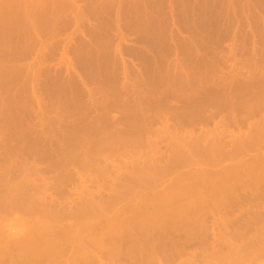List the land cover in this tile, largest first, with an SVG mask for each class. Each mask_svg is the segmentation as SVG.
<instances>
[{"label":"rangeland","instance_id":"obj_1","mask_svg":"<svg viewBox=\"0 0 264 264\" xmlns=\"http://www.w3.org/2000/svg\"><path fill=\"white\" fill-rule=\"evenodd\" d=\"M260 155L264 158V0H0V252L4 241L9 248L2 249L7 256H0V264H35L37 255L42 261L36 264H85L88 256L93 258L88 264H140L142 259L145 264L151 256L162 261L152 257L155 264H211L215 259L223 264V255L239 240L247 241L259 229L264 235ZM250 162L262 171L253 172L254 180L249 179ZM234 165L240 171L234 172ZM225 171H233V179L238 175L230 194L229 187L224 191ZM214 180L221 187L214 188ZM167 185L177 188V198ZM164 188L177 200L172 203L169 194L164 198L172 209L177 210L179 199L202 203L197 209L193 202L181 203L191 221L179 214L181 208L172 210L178 214L171 225V209L166 207L168 215L159 213L165 207L159 204L167 195L161 194ZM191 188L205 194L200 198ZM181 189L207 206L186 199ZM157 200L161 211L152 204ZM212 206L216 212L209 214ZM141 213L145 220L135 216ZM133 216L141 218L139 226L157 217L169 228L154 233L156 223H150L151 231L145 222L147 230L142 227L144 233L137 234L141 226L133 225ZM82 233L94 234L84 239ZM144 235L158 243L156 254ZM93 236L97 240H89ZM20 238L32 246L25 252H31L29 257L14 246ZM170 242L182 250H175L177 255L169 247L178 256L174 259ZM79 243L88 251H78ZM145 251L148 256L142 258Z\"/></svg>","mask_w":264,"mask_h":264},{"label":"bare ground","instance_id":"obj_2","mask_svg":"<svg viewBox=\"0 0 264 264\" xmlns=\"http://www.w3.org/2000/svg\"><path fill=\"white\" fill-rule=\"evenodd\" d=\"M194 149H195V148H194ZM195 150H196V149H195ZM209 150H210V149H209ZM190 152H191V151H190ZM242 152H243V151H242ZM185 153H186V152H185ZM194 153H195V152H194ZM207 153H208V152H207ZM235 153H236V152H235ZM239 153H240V152H239ZM182 154H183V153H182ZM182 154H181V155H182ZM187 154H188V151H187ZM196 154H197V153H196ZM203 154H204V153H203ZM230 154H231V153H230ZM184 155H185V154H184ZM197 156H199V155H197ZM221 156H222V155H221ZM221 156H220V157H221ZM237 156H238V155H237ZM188 157H189V156H188ZM201 157H202V156H201ZM220 157H219V158H220ZM261 157H262V155H260V158H261ZM221 158H223V157H221ZM229 158H230V157H229ZM256 158H257V157H256ZM180 159H181V157H180ZM232 159H233V158H232ZM250 159H251V158H250ZM257 159H258V158H257ZM257 159H256V160H257ZM261 159L264 160V158H261ZM177 160H179V158H178ZM189 160H190V159H189ZM254 160H255V158H254ZM263 160H262V161H263ZM180 161H181V160H180ZM180 161H179V162H180ZM233 161H234V160H233ZM249 161H250V160H249ZM251 162H252V161H251ZM251 162H250V163H251ZM253 162H254V161H253ZM181 163H182V162H181ZM190 163H191V162H190ZM239 163H240V162H239ZM242 163L245 164V162H241V164H242ZM247 163H248V162H247ZM256 163H257V161H256ZM252 164H253V163L250 164L251 167H254L255 165H252ZM248 165H249V164H248ZM250 165H249V166H250ZM244 166H245V165H244ZM230 167H232V166H230ZM230 167H229V168H230ZM235 167H240V166H239V165H238V166H237V165H236V166L234 165L231 169H233V171H234V170L236 169ZM251 167H248V169L250 168V170H251V169H252ZM256 167H257V166H256ZM256 167H254V168L252 169V170H254V171H252V170H251L252 172L250 171V174L252 173V175L250 176L249 179H251V180H254V178L257 177V176L253 177L254 175H256V174L253 173V172H256V171H257L256 173L259 172V170H257V169L255 170ZM261 167H264V166H261ZM170 168H171V167H170ZM170 168H169V169H170ZM224 168H225V167H224ZM229 168H227V169H229ZM234 168H235V169H234ZM243 168H244V167H243ZM166 169H167V168H166ZM202 169H203V168H202ZM225 169H226V168H225ZM231 169H230V171H231ZM237 169H238V171H240L239 168H237ZM237 169H236V170H237ZM260 169H261V168H260ZM197 171H199V170H197ZM200 171H201V170H200ZM209 171H210V170H209ZM217 171H218V170H217ZM226 171H228V172L230 173L229 170H226ZM226 171H225V172H226ZM233 171H232V174H235V173H233ZM242 171H243V170H242ZM242 171H241V172H242ZM246 171H247V169H246ZM201 172H202V171H201ZM234 172H235V171H234ZM244 172H245V171H243V173H244ZM248 172H249V170L247 171V174H248ZM198 173H199V172H198ZM221 173H222V172H221ZM229 173H228V174H229ZM236 173H237V172H236ZM238 173H240V172H238ZM238 173H237V174H238ZM259 173H262V171H260ZM263 173H264V171H263ZM185 174H186V173H185ZM225 174H226V175H225ZM225 174H224V177L226 176L227 178H226V177H225L226 179H225V178H222V180L225 179V180H223V182H225L224 184H226L227 186H225V185L223 184V182H222V187H223V185L225 186L224 191H227V189H228L227 187H229V189H228V193L230 194V193H231V192H229L230 187L233 188V187L236 186V182H235V181H236V179L238 178V175H237V176L235 175L236 179H235V178L233 179L234 176H232V174H231V175L229 174L232 178H231L229 175H227V172H226ZM240 174H241V173H240ZM244 174H245V173H244ZM250 174H248V175H250ZM253 174H254V175H253ZM191 175H192V174H191ZM200 175H201V174H200ZM242 175H243V174H241V175H239V176H242ZM257 175H258V174H257ZM260 175H261V174H260ZM260 175L258 176V179H260ZM198 176H199V175H198ZM208 176H209V175H208ZM245 176L247 177V175H245ZM245 176H244V177H245ZM209 177H210V176H209ZM217 177H219V175H218ZM244 177H243V178H244ZM248 177H249V176H248ZM252 177H253V178H252ZM182 178H183V177H182ZM200 178H201V177H200ZM202 178L205 179V177H202ZM229 178H230L231 180H230ZM240 178L243 179L242 177H240ZM179 179H180V178H179ZM215 179H216V178H215ZM258 179H257V180H258ZM185 180H186V179H185ZM210 180L212 181V178H211ZM219 180H220V179H219ZM234 180H235V181H234ZM257 180H255L254 182H256ZM179 181H180V180H179ZM193 181H194V179H193ZM214 181L216 182V184H215ZM214 181L211 182L212 184L210 183V184H211L210 187L212 188L213 192H214V188H216V186H218V181H216V180H214ZM231 181H233V182H231ZM246 181H247V179H246ZM246 181H245V182H246ZM258 181H259V180H258ZM261 181H262V180H261ZM197 182H198V181H197ZM197 182H196V183H197ZM219 182H220V181H219ZM227 182H228V184H231V185L228 186ZM234 182H235V185L233 184ZM237 182H238V181H237ZM177 183H178V182H177ZM192 183H193V182H192ZM194 183H195V182H194ZM204 183H206V182H204ZM204 183H203V184H204ZM208 183H209V182H208ZM208 183H207V184H208ZM213 183L215 184V187H214ZM220 183H221V182H220ZM259 183H260V182H259ZM174 184H175V183H174ZM174 184H173V185H174ZM183 184H184V183H183ZM240 184H241V183H240ZM240 184H239L238 186H240ZM173 185L170 186V187H173ZM178 185H179V184H178ZM212 185H213L214 188L212 187ZM252 185L254 186V183H253ZM255 185H256V184H255ZM259 185H260V184H258V186H259ZM153 186H154V185H153ZM195 186H196V185H195ZM197 186H198V185H197ZM260 186H261V185H260ZM167 187H168V185H167ZM167 187H166V188H167ZM170 187H168L167 189H169ZM185 187H186V186H185ZM204 187H205V186H204ZM210 187H209V186H206V190H207V188H210ZM218 187H221V185L218 186ZM218 187H217V188H218ZM245 187H247V186H245ZM251 187H252V186H251ZM263 187H264V186H263ZM166 188H164L163 190H161V194H163V193H164V194H167V195H164V194H163L164 196H161V200H162V201L164 200V198L168 197V194H169L170 191H175V190H176L175 195H174L173 197H175V196H176V193H178V192H177V188H175V187H173L175 190H172L173 188H172V189H169V190H168V191H169L168 193L166 192ZM192 188H193V187H192ZM192 188H191V189H192ZM211 188H210V190H211ZM217 188H216V189H217ZM226 188H227V189H226ZM185 189L190 190V186H189V188L186 187ZM233 189L235 190V188H233ZM233 189H232V190H233ZM236 189H237V188H236ZM238 189H240V188H238ZM256 189H257V187H256ZM164 190H165V191H164ZM181 190H183V189H181ZM181 190H180V191L178 190V191H179V195H178V197H179V196L182 197V196L185 195V197H186V199H187V198L191 195V194H190L189 196L187 195V193L189 192V191H187V190H183V191H184L183 193H185V191L187 192V193H185V194L183 195V194H181ZM201 190H202V189H201ZM201 190H199V191L202 192V191H204L205 189L202 190V191H201ZM212 190H211V191H212ZM243 190H244V189H243ZM258 190H259V188H258ZM162 191H163V192H162ZM190 191H191V190H190ZM192 191H193V189H192ZM196 191H197V190H196ZM196 191L194 190L193 192H195V195H196V196H198V195L200 194L199 196H200V198H201V195H202L204 192L199 193V191H197L198 194H196ZM207 191H209V190H207ZM211 191H210L209 193H211ZM241 191H242V190H241ZM254 191H255V190H254ZM152 192H153V191H152ZM165 192H166V193H165ZM193 192H192V193H193ZM213 192H212V193H213ZM221 192H222V191H221ZM234 192H235V191H234ZM239 192H240V190H239ZM242 192H243V191H242ZM153 193H154V192H153ZM159 193H160V192H159ZM170 193H172V192H170ZM189 193H191V192H189ZM189 193H188V194H189ZM206 193H207V192H206ZM209 193H207V194H209ZM228 193H227V194H228ZM251 193H252V192H251ZM257 193H258V192H257ZM161 194H160V195H161ZM173 194H174V193H172V195H173ZM204 194H205V193H204ZM214 194H215V193H214ZM222 194H223V193H222ZM229 194H228V196H229ZM239 194H240V193H239ZM246 194H247V193H246ZM249 194H250V193H249ZM249 194H248V195H249ZM262 194H263V193H262ZM153 195H154V194H153ZM169 195H170V196H169L168 198H170V201H171L172 203H174V201H177V200L175 199V198H177V196H176L175 198H173V197H171V194H169ZM195 195H194V197H191V196H190V197H191V198H194V200L196 199L195 202H196L197 205H198V203L203 202V201H204V202H207V201H205V200L203 199V197H205V196H202V199H203V200L199 202V200H197V199H199V198H198V197H195ZM217 195H218V194H217ZM244 195H245V194L243 193V196H244ZM260 195H261V194H260ZM156 196H157V195H156ZM192 196H193V195H192ZM207 196H208V195H207ZM209 196H210V195H209ZM230 196H231V195H230ZM238 196H239V195H238ZM238 196H237V197H238ZM243 196H242V197H243ZM162 197H163V198H162ZM222 197H223V195H222ZM222 197H221V198H222ZM234 197H235V196H234ZM239 197H240V196H239ZM249 197H250V196H249ZM159 198H160V196H159ZM168 198H167V199H168ZM171 198H173V200H171ZM182 198H183V200L185 199L184 197H182ZM191 198H188V199H190V201H191ZM221 198H220V199H221ZM230 198H231V197H230ZM230 198H229V199H230ZM247 198H248V197H246V199H247ZM167 199H165L166 201H163L164 203H161V202L159 203V204H160V207H161L162 204L165 205V207L162 205V208L164 207V209H165L166 207H168V206H166V205H169L171 202H170L169 204H166L165 202H167V201L169 200V199H168V200H167ZM178 199H179V198H178ZM212 199H213V197H212ZM239 199H240V198H239ZM241 199H244V198H241ZM259 199H260V198H259ZM263 199H264V198H263ZM142 200H143V199H142ZM154 200H155V199H154ZM179 200H181V202H179ZM179 200H178L179 203H178V202H177L178 204L176 203V205H177V206L179 205V206H178V207H177L176 205H175V206H176L177 210H178L179 208H181V209H179V210L182 211V214H181L179 211H178V212H179V214H180L181 216H184V213H185L186 211L184 212V209L182 210V207L185 206V204H184L183 202L185 201V202L187 203V201L189 202V200H187V201H186V200L182 201V199H179ZM223 200H224V199H223ZM244 200H245V199H244ZM260 200H261V199H260ZM148 201H149V200H148ZM158 201H159V200H157V202H156L155 204L152 203V204L154 205V209H155V210H157L156 208L159 206ZM226 201H227V200H226ZM228 201H229V200H228ZM230 201H232V200H230ZM235 201H236V199H235ZM239 201H240V200H239ZM247 201H248V199H247ZM247 201H246V202H247ZM252 201H253V200H252ZM252 201H250V202H252ZM261 201H264V200H261ZM144 202H145V201H144ZM168 202H169V201H168ZM191 202H193V203L191 204ZM191 202H189V203H190L191 205H193L194 208L196 207L195 209L199 208L198 206H200V205L202 204V203H201L200 205L196 206L195 203H194V201H191ZM204 202H203V203H204ZM237 202H238V201H237ZM253 202H254V201H253ZM255 202H257V201H255ZM139 203H140V202H139ZM146 203H147V202H146ZM146 203H145V204H146ZM150 203H151V202H150ZM181 203H183V204H182L183 206L181 205ZM189 203H188V204H189ZM208 203H209V202H208ZM208 203H207V204H208ZM211 203H212V202H211ZM227 203H228V202H227ZM227 203H226V204H227ZM244 203H245V202H244ZM145 204H144V205L142 204V205L145 207ZM188 204H186V206H187ZM204 204L206 205V203H204ZM220 204H221V203H220ZM241 204H242V203H241ZM248 204H249V203H248ZM138 205H139V204H138ZM140 205H141V204H140ZM140 205H139V206H140ZM153 205H152V206H153ZM155 205H158V206H155ZM172 205H173V204H172ZM191 205H189V208H190V207L192 208ZM205 205H203L202 207H205ZM210 205H211V204H210ZM212 205H213V204H212ZM218 205H219V204H218ZM227 205H228V204H227ZM250 205H251V204H250ZM253 205H254V203H253ZM152 206H151V207H152ZM186 206H185V207H186ZM206 206H207V205H206ZM213 206H214V205H213ZM213 206L211 207L212 212H211V213L209 212V214H212L213 211H215V209H213ZM215 206H216V205H215ZM221 206H226V205H223V203H222ZM245 206H246V204L244 205V207H245ZM247 206H249V205H247ZM247 206H246V207H247ZM257 206H259V205H257ZM89 207L95 208V207H93V206H89ZM140 207H142V206H140ZM144 207H143L142 209L146 210V209H147V206H146L145 208H144ZM172 207H174V205H173ZM172 207H171V205H170V207H168L169 209H171V210H169V211H170V214H171L170 216L168 215L169 213H167V212H168L167 208H166L165 210L163 209V210H164V211H163L162 208L160 209V208L158 207V209H160V211L162 210L161 212H159V210H158V212H159L160 214L163 212V214H164V215L161 214L162 216H165L166 213H167L168 217H169L171 220H169V218L166 219V220H169L168 223H170V225H171V224H174V222H176V218H177L176 214H178V213H176V214L174 213V211L177 212V210H176L175 208H173L174 211L172 212V210H173ZM187 207H188V206H187ZM219 207H220V206H219ZM227 207H228V206H227ZM232 207H233V205H232ZM246 207H245V208H246ZM132 208H133V207H132ZM132 208H131V209H132ZM134 208H135V207H134ZM134 208H133V210H134ZM189 208H188V209H189ZM207 208H208V207H207ZM214 208H215V207H214ZM230 208H231V207H230ZM230 208H229L228 210H230ZM95 209H96V208H95ZM149 209H152V208H150V205L148 206V209H147V210H149ZM201 209L204 210L203 208H201ZM217 209H218V208H217ZM225 209H226V208H225ZM231 209H232V208H231ZM263 209H264V208H263ZM263 209H262V211H263ZM93 210H94V209H93ZM135 210H136V208H135ZM135 210H134V211H135ZM144 210H143V211H144ZM185 210H186V208H185ZM191 210H192V209H191ZM193 210H194V209H193ZM193 210L191 211V213L193 212ZM209 210H210V207H209ZM240 210L242 211L243 209H240ZM248 210H249V209H248ZM250 210H252V209H250ZM81 211H82V210H81ZM85 211H88V209L85 210ZM90 211H91V210H90ZM97 211H98V210H97ZM134 211H133V212H134ZM140 211H141V210L139 209L138 212H140ZM149 211H152V210H149ZM149 211H148V213H149ZM165 211H167V212L165 213ZM198 211H199V209H198ZM198 211H197V212H198ZM210 211H211V210H210ZM217 211H218V210H217ZM221 211H223V209H222ZM253 211H254V210H253ZM255 211H256V210H255ZM260 211H261V210H260ZM91 212H92V211H91ZM93 212H94V211H93ZM93 212H92V214H93ZM136 212H137V210H136ZM153 212H154V211H153ZM188 212H189V213H188ZM188 212H187L186 214H187V215H190V211H188ZM215 212H216V211H215ZM246 212H247V209H246L245 213H246ZM79 213H80V212H79ZM79 213H78V214H79ZM81 213H82V212H81ZM86 213H88V212H86ZM86 213H85V214H86ZM96 213H97V212H96ZM96 213H95V214H96ZM145 213H146V212H145ZM204 213H205V212H204ZM204 213H203V215H204ZM229 213H230V212H229ZM256 213H257V212H256ZM260 213H261V212H260ZM260 213H259V214H260ZM78 214H77V215H78ZM149 214L152 215L151 213H149ZM174 214H175V215H174ZM198 214H199V213H198ZM201 214H202V213H201ZM209 214L207 213L208 216H209ZM214 214H215V213H214ZM219 214H220V213H219ZM246 214H247V213H246ZM261 214H262V213H261ZM63 215H65V214H63ZM63 215H62V216H63ZM82 215H83V213H82ZM82 215H81V216H82ZM136 215L141 216L142 220H143L144 218H146V217H143V216H142V213H141L140 215H139V214H135V216H136ZM155 215H156V214L154 213V216H155ZM161 215H160V218H162ZM173 215L176 216V218H174ZM187 215H186V216H187ZM193 215H194V214H193ZM254 215H255V214H254ZM110 216H111V215H110ZM138 216H136V217H138ZM147 216L149 217L148 214H147ZM191 216H192V215H191ZM197 216H198V215H197ZM208 216H207V217H208ZM257 216H259V215H256V217H257ZM260 216L262 217V215H260ZM60 217H61V216H60ZM69 217H70V216H68V218H69ZM151 217H152V216H151ZM166 217H167V216H166ZM179 217H180V216H179ZM184 217H185V216H184ZM184 217H183V220H184ZM187 217L189 218L190 216H187ZM187 217H185V218L187 219ZM204 217H205V215H204ZM215 217H218V216H215ZM215 217H214V218H215ZM252 217H253V216H252ZM254 217H255V216H254ZM256 217H255V219H256ZM74 218H75V217H74ZM121 218H122V217H121ZM133 218H134V219H133V220H134L133 225H138V226H139V224H141V223L138 224V222H136V221H139V222H140L141 218H139L140 220H138V218H135L134 216H133ZM160 218H159V219H160ZM173 218H174V219H173ZM180 218H181V217H180ZM198 218H199V217H198ZM211 218H212V217H211ZM214 218H213V219H214ZM219 218H220V217H219ZM219 218H218V219H219ZM248 218H249V217H248ZM248 218H247V219H248ZM262 218H263V217H262ZM57 219H58V218H57ZM112 219H113V218H112ZM159 219H157V217H155V221L153 220L154 222H153V221L151 222L150 219H149V222H148V221H145L146 223H145V222H142V226H141V225H140L141 227L139 226L141 229L136 230L135 232H137V234H138V232L140 233L141 230H142V231H144L145 229L147 230V227L144 228V226H145L144 223L147 224L146 226H148V229L151 227V224L153 225L152 227H154V224L156 223V224H155V230H153L154 233L156 232V230H158V229H156V228H159V227H160V228L162 229L163 226L168 225V224H165V225L163 224V225H161V221H160V223H159ZM186 219H185V220H186ZM224 219H228V220H229L230 218H224ZM249 219H250V218H249ZM255 219H254V220H255ZM257 219H258V218H257ZM38 220L41 221V219H39V218H38ZM75 220H76V219H75ZM75 220H74V221H75ZM144 220H145V219H144ZM147 220H148V218H147ZM157 220H158V221H157ZM172 220H175V221L173 222ZM189 220H190V218H189ZM189 220H188V222H189ZM221 220H223V219H221ZM239 220H240V219H239ZM254 220H253V221H254ZM259 220H260V219H259ZM42 221H43V220H42ZM45 221H47V220H45ZM61 221H62V220H61ZM61 221H60V222H61ZM115 221H116V220H115ZM127 221H128V220H126V222H127ZM170 221H172L173 223H171ZM177 221H180V219H178ZM181 221H182V220H181ZM186 221H187V220H186ZM190 221H191V220H190ZM205 221H206V220H205ZM210 221H211V220H210ZM217 221H218V220H217ZM223 221H224V220H223ZM229 221H230V220H229ZM232 221H235V219L232 220ZM240 221H241V220H240ZM247 221H248V220H247ZM250 221H251V220H250ZM253 221H252V222H253ZM26 222H27V221H26ZM33 222H34V221H33ZM48 222H49V220H48ZM67 222H68V220H67ZM116 222H117V221H116ZM116 222H115V223H116ZM130 222H131V221H130ZM147 222L149 223L150 226L148 225ZM183 222H184V221H183ZM193 222H194V221H193ZM221 222H222V221H221ZM263 222H264V221H263ZM29 223H30V222H29ZM31 223H32V222H31ZM40 223H41V222H40ZM43 223H44V222H43ZM91 223H92V222H91ZM94 223H95V222H94ZM111 223H112V221H111ZM123 223H124V222H123ZM135 223H137V224H135ZM150 223H151V224H150ZM157 223H159L161 226H160V225H157ZM164 223H167V221L165 222V219H164ZM177 223H178V222H177ZM180 223H181V222H180ZM202 223H203V222H202ZM202 223H200V224H202ZM208 223H209V222H208ZM211 223H212V222H211ZM225 223H227V222L225 221ZM230 223H231V222H230ZM248 223H249V222H248ZM261 223H262V221H261ZM27 224H28V223H27ZM27 224L25 223L24 225H27ZM37 224H38V221H37ZM70 224H71V223H70ZM70 224H69V226H70ZM108 224H109V223H108ZM112 224H113V223H112ZM117 224H118V223H117ZM184 224H185V223H184ZM200 224H199V225H200ZM212 224H213V223H212ZM61 225H62V224H61ZM121 225H122V223H121ZM143 225H144V226H143ZM175 225H177V224H175ZM30 226H32V224H30ZM44 226H45V225H44ZM67 226H68V224H67ZM92 226H93V225H92ZM94 226H96V225H94ZM108 226H109V225H108ZM122 226H123V225H122ZM138 226H137V227L135 226V228H136V229L139 228ZM157 226H158V227H157ZM181 226H182V225H181ZM200 226H201V225H200ZM202 226H203V225H202ZM202 226H201V229H203ZM248 226H249V225H248ZM253 226H254V225H253ZM28 227H29V226H28ZM28 227H25V229L28 228ZM58 227H59V226H58ZM61 227H62V226H61ZM96 227H98V226H96ZM96 227H95V228H96ZM111 227H112V225H111ZM111 227H110V228H111ZM142 227H143L144 230L142 229ZM152 227L150 228L151 231H152V229H153ZM166 227L169 228V225L166 226ZM166 227H164V229H166ZM177 227H179V226H177ZM203 227H204V226H203ZM207 227H208V226H206V228H207ZM215 227H216V226H215ZM215 227H214V228H215ZM217 227H218V226H217ZM226 227H227V226H226ZM226 227H225V228H226ZM250 227H251V226H250ZM262 227H264V225H263ZM262 227H259V228H262ZM63 228L66 229L67 227H66V228H65V227H62V229H63ZM90 228H91V226L89 227V230H88V231H89V232H92V230H90ZM92 228H94V227H92ZM98 228H99V227H98ZM132 228H134V227H132ZM173 228H174V226H173ZM228 228H229V227H228ZM256 228H258V227H256ZM19 229H20V228H19ZM23 229H24V228H23ZM29 229H30V228H29ZM35 229H37V228L35 227ZM99 229H100V228H99ZM111 229H112V228H111ZM128 229H129V228H128ZM164 229H163V230H164ZM177 229H180V228H177ZM242 229H243V228H242ZM250 229H251V228H250ZM250 229H249V231H250ZM44 230H45V229H44ZM44 230H43V231H44ZM84 230H85V229H84ZM163 230H162V231H163ZM170 230H171V229H170ZM187 230L189 231V229H186V231H187ZM214 230H215V229H214ZM216 230H217V229H216ZM259 230H260V229H259ZM259 230H258V233H257V232L255 233L256 236L253 235L254 237H253V236L251 237V236L249 235L251 238H250V237L246 238L247 241H246L245 238L242 236V237L244 238L243 241H245L244 243H242V242H243L242 239H241V241L239 240V242H241L240 244H237L236 246L233 245V246H235V249H234V248H230L229 251H228L225 255H223V256H224L223 259H222L221 257H220V258L218 257V258H219V259H222V260L224 261L223 264H243V263L246 262V261H247V262H248V261L250 262V261H251L250 259H252V261H251L250 263L248 262L249 264H264V235H263V233H262V235H261L260 232H259ZM261 230H263V229H261ZM23 231H24V230H23ZM27 231H28V230H27ZM41 231H42V229H41ZM43 231H42V232H43ZM57 231H58V230H57ZM86 231H87V230H86ZM88 231H87V233H88ZM96 231H97V230H96ZM100 231H102V230H100ZM148 231H149V230H148ZM158 231H161V230H158ZM206 231H207V230H206ZM206 231H205V232H206ZM243 231H244V230H243ZM252 231H253V230H252ZM255 231H256V230H255ZM1 232H2V231H1ZM36 232H37V231H36ZM47 232H48V231H47ZM178 232H179V231H178ZM202 232H204V231H202ZM217 232H218V231H217ZM217 232H216V233H217ZM222 232H223V231H222ZM262 232H263V231H262ZM29 233H30V232H29ZM29 233H28V234H29ZM87 233H85V235H88ZM95 233H96V232H95ZM100 233H101V232H100ZM100 233H99V234H100ZM141 233H142V232H141ZM141 233H140V234H141ZM143 233H144V232H143ZM143 233H142V234H143ZM172 233H173V232H172ZM179 233H181V232H179ZM185 233H186V232H185ZM189 233H190V231H189ZM216 233H215V234H216ZM224 233H225V232H224ZM227 233H228V232H227ZM230 233H231V232H230ZM39 234L42 236L41 232H40ZM39 234H37V235L39 236ZM48 234H49V233H48ZM69 234H70V233H69ZM69 234H68V235H69ZM73 234H74V232H73ZM80 234H81V233H80ZM82 234L84 235V233H82ZM93 234H94V233H93ZM93 234H92V235H93ZM102 234H103V232H102ZM145 234L147 235V234H149V233L146 232ZM158 234H159V233H158ZM163 234H165V233H163ZM163 234H162V235H163ZM221 234H222V233H221ZM234 234H235V232H234ZM252 234H253V233H251V235H252ZM259 234H260V235H259ZM33 235H34V234L32 233V236H33ZM50 235H51V234H50ZM62 235H63V234H62ZM85 235H84V236L79 235V237L81 236V237L84 238ZM89 235L92 236L90 233H89ZM89 235H88V236H89ZM146 235H144V237H145ZM153 235H154V234L152 233L151 235H147L146 237H150V236L153 237ZM167 235H168V234H167ZM180 235H182V234H180ZM184 235H185V234H184ZM219 235H220V234H219ZM222 235H223V234H222ZM237 235H238V233H237ZM11 236H12V235H11ZM38 236L35 237V238H38ZM73 236H74V235H73ZM75 236H77V235H75ZM90 236H89V237H90ZM139 236L141 237L142 235H139ZM173 236H174V235H173ZM177 236H178V235H177ZM217 236H218V235H217ZM224 236H225V234H224ZM231 236H232V235H231ZM5 237H6V236H5ZM79 237H78V238H79ZM81 237H80V241H79V240H78V241H79V242L82 241L81 243H85V242L83 241V238H82V240H81ZM93 237H94V236H93ZM146 237H145V238H146ZM157 237H158V236H157ZM163 237H164V236H163ZM174 237H175V236H174ZM211 237H212V236H211ZM226 237H227V236H226ZM228 237H229V236H228ZM233 237H234V235H233ZM242 237H241V238H242ZM2 238H3V237H2ZM30 238H31V237H30ZM51 238H52V237H51ZM60 238H61V237H60ZM67 238H68V236H67ZM67 238H66V239H67ZM95 238H96V236H95L94 238H92V237L89 238V240H91V239H92V241H93V240H97V238H96V239H95ZM168 238H170V237L168 236ZM175 238H176V237H175ZM191 238H192V237H191ZM191 238H189V239H191ZM216 238H217V237H216ZM234 238H235V237H234ZM45 239H46V238H45ZM55 239H57V238L55 237ZM72 239H73V238H72ZM84 239H85V238H84ZM100 239H101V238H100ZM108 239H109V238H108ZM164 239H165V238H164ZM179 239H180V236H179ZM187 239H188V238H187ZM189 239H188L187 241H189ZM212 239H213V238H212ZM227 239H228V238H227ZM239 239H240V238H239ZM19 240H21V241L19 242ZM24 240H26V239H24ZM43 240H44V239H43ZM47 240H48V239H47ZM68 240H70V239H68ZM86 240H87V239H86ZM102 240H103V239H102ZM110 240H111V239H110ZM110 240H109V241H110ZM137 240H138V239H137ZM142 240H143V237H142ZM146 240H149V238H146ZM146 240H144V242H145ZM150 240H151V239H150ZM150 240H149L148 242H150ZM153 240H154V239H153ZM158 240H159V239H158ZM161 240H162V239H161ZM181 240H182V239H181ZM185 240H186V239H185ZM194 240H195V239H194ZM196 240H197V239H196ZM205 240H206V239H205ZM213 240H214V239H213ZM218 240H220V239H218ZM13 241H14V246L17 245L16 247H19V250L21 249V247L24 248V249L20 250V251H22V252L24 251L23 253H21V255H22V254H25L27 248H28V249L32 248L31 244L29 245V246H31L30 248L27 247L28 245H25L26 243H24L23 239H21V238L18 239V240H16V241H15V240H13ZM13 241L10 242V245H11V243H12ZM37 241H38V239H37ZM37 241H36V242H37ZM45 241H46V240H45ZM45 241H44V242H45ZM55 241H56V240H55ZM66 241H67V240H66ZM75 241H76V240H75ZM155 241H156V240H155ZM155 241H152V240H151L150 243H153L152 245H154V244H156V243H154ZM162 241H163V240H162ZM162 241H158V242H160V244H161ZM197 241H199V240H197ZM210 241H211V239H210ZM223 241H224V239H223ZM0 242H1V241H0ZM26 242H28V241H26ZM42 242H43V241H42ZM49 242H50V243H53L52 241H49ZM49 242H48V243H49ZM58 242H59V241H58ZM69 242H70V241H69ZM69 242H67V244H68ZM87 242H88V241H87ZM101 242H102V241H101ZM111 242H112V241H111ZM163 242H164V241H163ZM165 242H166V241H165ZM165 242H164V243H165ZM168 242H169V241H168ZM171 242H172V241H171ZM171 242H170V243H171ZM1 243H3V242H1ZM4 243H5V246H3L4 244H2V246H3L2 249H4V247H5V249H9V248L6 247L8 244L6 245V242H5V241H4ZM28 243H29V242H28ZM46 243H47V242H46ZM50 243H49V244H50ZM70 243H71V242H70ZM89 243H91V242L89 241ZM93 243L96 244L97 241H96V242L94 241ZM93 243H91V244L94 245ZM146 243H147V241H146ZM150 243H149V245H150ZM173 243L176 244L175 242H173ZM178 243H179V242H178ZM191 243H193L192 240H191ZM191 243H190V244H191ZM199 243H200V241H199ZM211 243H212V242H211ZM42 244H43V243H42ZM49 244H48L47 247H51V246H49ZM85 244H86V243H85ZM85 244H80V243H79V245H84V246H82L83 248L80 246V247H81V248H80L79 245H78V248H79L78 251H80V249H86V248H85ZM91 244H90V246H91ZM99 244H100V242H99ZM102 244H103V243H102ZM142 244H143V243H142ZM147 244H148V243H147ZM157 244H158V243H157ZM157 244H156V246H158ZM195 244H196V243H195ZM201 244H202V243H201ZM217 244H218V243H217ZM219 244H220V243H219ZM221 244H222V242H221ZM229 244H230V243H229ZM12 245H13V243H12ZM23 245H24V246H23ZM34 245H35V244H34ZM44 245H45V244H44ZM46 245H47V244H46ZM56 245H58V244H55L54 247H56ZM86 245H87V244H86ZM97 245H98V244H97ZM97 245L95 246V248L97 247ZM106 245H107V244H106ZM134 245H136V244L134 243ZM149 245H147V246H149ZM152 245H150V246H152ZM163 245L165 246V245H168V244H163ZM163 245H162V248L164 247ZM171 245H173V244L171 243L169 246H167V248H169ZM176 245L178 246V244H176ZM187 245H188V244H187ZM203 245H204V244H203ZM59 246H60V245H59ZM59 246H57V247H59ZM70 246H71V245H69V248H70ZM72 246H73V244H72ZM76 246H77V245H76ZM99 246H100V245H99ZM99 246H98V247H99ZM150 246H149V247H150ZM154 246H155V245H154ZM156 246H155V248H156ZM179 246H180V245H179ZM225 246H226V245H225ZM230 246H231V245H230ZM8 247H10V246H8ZM16 247H15V248H16ZM25 247H26V249H25ZM60 247H61V246H60ZM98 247H97V248H98ZM145 247H146V246H145ZM171 247L174 249V250H173L174 252H175V250L178 251V253H180V252L182 251V250L180 251V249L177 248L175 245H174V246H171ZM174 247H175L176 249H175ZM185 247H186V246H185ZM202 247L205 248L204 246H202ZM228 247H229V245H228ZM0 248H1V247H0ZM36 248H37V247H36ZM36 248H35V249H36ZM63 248H64V247H63ZM65 248H66V247H65ZM67 248H68V247H67ZM67 248H66V249H67ZM76 248H77V247H76ZM102 248H103V245H102ZM140 248H141V246H140ZM152 248H153V247H152ZM152 248H151V249H152ZM158 248H159V247H158ZM158 248L154 249L155 251L152 249V251H154L155 254H156V250H158ZM160 248H161V247H160ZM162 248H161V250H162ZM2 249H1V252L3 253V255H2V253L0 252V254H1L0 256H3L2 258H4V255H6V253L4 254V250L2 251ZM54 249H55V248H54ZM66 249H65V251H64L63 249H61V250H63L64 252H66ZM88 249H89V248H88ZM99 249H100V248H99ZM108 249H110V248H108ZM137 249H138V247L135 248V250H137ZM165 249H166V247H164V250H165ZM185 249H186V248H185ZM205 249H206V248H205ZM205 249H203V250H205ZM217 249H218V248H217ZM32 250H33V249H32ZM86 250H87V249H86ZM86 250H85V251H86ZM97 250H98V249H97ZM105 250H106V249H105ZM133 250H134V249H133ZM133 250H132V251H133ZM135 250H134V251H135ZM141 250H143V249H141ZM141 250H140V251H141ZM146 250L149 251V249H146ZM167 250H168V249H167ZM20 251H19V252H20ZM40 251H41V250L39 249V251H38L39 254H40ZM56 251H57V250H56ZM63 251L61 252L62 254H64ZM71 251H72V250H71ZM75 251H76V250H75ZM78 251H77V253H78ZM82 251H83V250H82ZM87 251H88V250H87ZM99 251L101 252V250H99ZM109 251H110V250H109ZM109 251H108V252H109ZM119 251H120V250H119ZM134 251H133V252H134ZM140 251L138 250L137 252L139 253ZM148 251H147V252H148ZM159 251H160V250H159ZM169 251L171 252L172 249L169 248ZM169 251H168V252H169ZM173 251H172V252H173ZM205 251H206V250H205ZM12 252H13V251H12ZM16 252H17V251H16ZM28 252H29V250L27 251V253H28ZM90 252H91V251H90ZM92 252H93V251H92ZM92 252H91V253H92ZM94 252H95V251H94ZM96 252H97V251H96ZM100 252H99V253H100ZM137 252H136V253H137ZM147 252L145 251L144 254L147 253ZM170 252H169L168 254H170ZM172 252H171V253H172ZM207 252H208V251H207ZM14 253H15V252H14ZM27 253L24 255L25 257H29L28 254L31 253V252H29L28 254H27ZM32 253H33V252H32ZM46 253H47V252H46ZM81 253H83V252H81ZM84 253H85V252H84ZM88 253H89V252H88ZM136 253H135V254H136ZM140 253L142 254V252H140ZM149 253H150V252H149ZM158 253H159V252H158ZM160 253H162V252H160ZM175 253H176L177 255H179L177 252H175ZM175 253H172L173 256H174ZM184 253H185V252H184ZM187 253H188V252H187ZM196 253H197V252H196ZM210 253H211V252H210ZM17 254H18V253H17ZM36 254H37V253H36ZM47 254H52V255H53L52 252H51V253H47ZM47 254H46V256H47L46 258L48 259L50 256H48ZM78 254H79V253H78ZM96 254H97V253H96ZM102 254H103V253H102ZM113 254H114V253H113ZM115 254H116V253H115ZM119 254H121V253H119ZM135 254H134V257H135ZM141 254H140V256H142V258H143V256H148V253L145 254V255H144V254L141 255ZM165 254H166V253H164L163 255H165ZM168 254H167V255H168ZM172 254H171V255H172ZM176 254H175L174 257H172V256H171V257L174 259V258L177 256ZM180 254H181V253H180ZM215 254H216V253H215ZM215 254H214V255H215ZM223 254H224V253H223ZM11 255H12V253H11ZM11 255H10V256H11ZM14 255L16 256V257H15L16 259L14 258L13 260L18 262L17 257H18L19 255H16V254H14ZM14 255H13V256H14ZM26 255H27V256H26ZM34 255H35V252H34ZM34 255H32V256L35 257ZM41 255H42V253H41ZM52 255H51V256H52ZM80 255H81V254H80ZM83 255H84V254H83ZM88 255H89V254H88ZM92 255H93V253H92ZM104 255H105V253H104ZM109 255H111V254H109ZM151 255H152V253H151ZM159 255H160V254H159ZM159 255H158V256H159ZM163 255H162V257H163ZM212 255H213V254H212ZM216 255H217V254H216ZM6 256H7V255H6ZM6 256H5V257H6ZM13 256L10 257L11 260H12ZM24 256H23V257H24ZM37 256H38V257H37ZM37 256H36L37 258H33L34 260H32V261L35 262V259H36V263L39 262V261H42V259H39V256H40V255H37ZM57 256H58V255H57ZM57 256H54V257L52 256V257L54 258V259H52V261H54L55 258H56ZM99 256H100V255H99ZM99 256H98V257H99ZM126 256H127V255H126ZM132 256H133V254H132ZM149 256H150V255H149ZM155 256H156V255H155ZM23 257L21 256L22 260H21V259H20V260H21V261H24V260L26 261V259H23ZM25 257H24V258H25ZM40 257H42V256H40ZM52 257H50V258H52ZM71 257H72V255H71ZM86 257H87V256H85V258H86ZM96 257H97V256H96ZM100 257H101V256H100ZM127 257H128V256H127ZM152 257H154V256H151V259H152ZM162 257H161V258H162ZM164 257H165V258H164ZM164 257H163V259L168 260V259H169L168 257H170V256H166V255H165ZM166 257H167V258H166ZM171 257H170V258H171ZM177 257H178V256H177ZM195 257H197V256H195ZM209 257H210V256H209ZM211 257H212V256H211ZM2 258L0 257V259H2ZM6 258H7V257H6ZM10 258H9V259H10ZM30 258H31V257H30ZM82 258H83V257H82ZM88 258H89L90 260L93 259L92 257H89V256H88ZM106 258H107V257H106ZM111 258H114V257H111ZM18 259H19V257H18ZM38 259H39V260H38ZM64 259H65V258H64ZM66 259H67V258H66ZM76 259H77V258H76ZM89 259H87L88 261H87V260L85 261V259H84L85 264H86L87 262H90ZM117 259H118V258H117ZM127 259H128V258H127ZM145 259H147V258L145 257ZM151 259H150V257H149L150 263L152 262V263L155 264L156 261L153 262V261H152L153 259H152V260H151ZM154 259H156V257H154ZM157 259L160 260L159 258H157ZM157 259H156V260H157ZM173 259H171V260H173ZM6 260H7V259H6ZM6 260H5V261H6ZM30 260H31V259H30ZM37 260H38V261H37ZM49 260H50V259H49ZM57 260H58V259H57ZM57 260H55L54 262H57ZM149 260H148V261H149ZM176 260H177V259H176ZM176 260H175V261H176ZM194 260H195V259H194ZM209 260H211V259H209ZM215 260H218V259H215ZM215 260L212 261L211 264H212V263L215 264V263H214ZM222 260H221V261H222ZM0 261H1V260H0ZM63 261H64V260H63ZM72 261H73V260H72ZM93 261H94V260H92V262H93ZM140 261H141V258H140ZM145 261H146L145 264H148V263H147L148 261H147V260H145ZM175 261H174V262H175ZM192 261H193V260H192ZM218 261H219V260H218ZM48 262H49V261H48ZM58 262H59V260H58ZM60 262H62V261H60ZM60 262H59V263H60ZM95 262H96V261H95ZM159 262H162V261L160 260ZM169 262H171L170 259H169ZM12 263H13V262H12ZM19 263H20V261L18 262V264H19ZM36 263H35V264H36ZM50 263H51V262H50ZM77 263H78V262H77ZM102 263H103V262H102ZM142 263H144V262H143V259H142ZM142 263L140 262V264H142ZM207 263H208V262H207ZM216 263H218V262L216 261ZM22 264H23V262H22ZM45 264H46V263H45ZM56 264H57V263H56ZM60 264H65V263H60ZM87 264H88V263H87ZM92 264H93V263H92ZM95 264H96V263H95ZM133 264H136V263H133ZM160 264H164V263H160ZM194 264H196V263H194ZM204 264H205V263H204ZM208 264H209V263H208ZM219 264H221V263H219ZM245 264H246V263H245Z\"/></svg>","mask_w":264,"mask_h":264}]
</instances>
